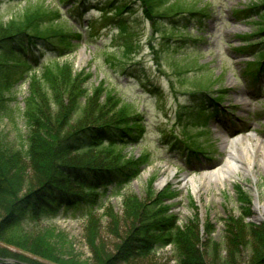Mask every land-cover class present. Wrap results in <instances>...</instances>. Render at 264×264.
Here are the masks:
<instances>
[{
    "label": "rangeland",
    "instance_id": "obj_1",
    "mask_svg": "<svg viewBox=\"0 0 264 264\" xmlns=\"http://www.w3.org/2000/svg\"><path fill=\"white\" fill-rule=\"evenodd\" d=\"M106 1L86 0L79 16L72 11L75 0H0L2 22L18 19L26 8L42 5L47 9H58L66 16V20L62 19L66 30L81 33L82 39L74 40L73 50L59 57L43 49L36 66L37 73H41L44 65L55 61L61 64L68 62L74 73L85 75L83 87L88 93L101 83L107 91L122 102L131 104L142 115L145 123L142 139L124 150L127 155L147 151L151 161L118 193L108 187L101 199L102 206H93L97 243L103 246L101 252L104 255L114 253L129 228L130 221L124 216L125 196L134 195L146 200L150 189L157 192L170 186L176 194L166 203L176 215L177 224L189 221L197 224L200 248L206 262L230 264L233 253L230 255L229 220L246 214L248 222L264 221V70L257 80L248 70L255 68L258 58L257 48L251 49L248 45L261 41L263 36L253 34L257 28L254 22L258 19L256 15L245 17L243 12L236 13V9L263 1L179 0L195 9L207 3L208 16L203 18L201 25L197 20H191L186 29L170 32L172 23L164 17L155 18L159 30H154L143 12L141 0H117L130 5V9L119 16L125 19L127 34L120 33L115 22L104 24L101 9L107 6ZM112 13L114 11L110 16ZM245 34L252 35L248 39L239 36ZM164 36H169V40ZM179 38H185L187 42L182 43ZM127 42L132 43V49L126 54ZM118 56L123 58V66L128 64L126 73L122 72ZM177 63L204 66L199 70L191 68L186 74L179 75ZM153 86L158 87L157 92ZM199 86L205 87L210 97L221 94L224 98L218 102H206L201 110L185 93ZM28 92L29 82L22 79L3 93L4 97L14 95L10 105L15 110L13 120L0 117V132L6 142L17 148L26 138L22 111L23 99ZM104 98L103 93L100 99L103 101ZM210 110L218 111L208 114ZM205 120L206 128H202ZM251 134L255 136L249 137V143L243 138L232 143L236 152L230 156L236 165H251L249 173L237 168L236 177L222 183L216 180L207 183L200 179L201 183L196 181L199 190H193L188 178L201 176L221 165L230 152L226 141ZM188 136L204 147L203 153L190 152L185 148L186 144H193ZM163 177L166 180L159 185ZM239 189L246 195L240 194ZM257 197L262 206L260 216L255 210ZM246 207L249 212L244 214ZM87 209V206L60 207L53 214H42L38 219L27 218L22 222L26 230L53 228L54 232L66 236L65 247L56 245L60 263L13 246L8 248L18 256H27L40 264H64L66 259L73 260L75 264H98L96 254L87 242ZM116 221L117 225H114ZM237 240L240 245L236 259L239 264H247L249 245H243L242 239ZM174 250L172 245L157 247L147 258H136L130 264H179ZM0 264L20 262L9 257L0 258Z\"/></svg>",
    "mask_w": 264,
    "mask_h": 264
},
{
    "label": "trees",
    "instance_id": "obj_2",
    "mask_svg": "<svg viewBox=\"0 0 264 264\" xmlns=\"http://www.w3.org/2000/svg\"><path fill=\"white\" fill-rule=\"evenodd\" d=\"M85 1L75 0L72 11L80 16ZM262 1L236 9V13L243 12L245 17H258L254 21L257 28L253 34L262 35L263 39L248 45V48L256 47L258 51L255 68L248 69L255 80L264 70ZM141 2L143 12L154 30H159L155 22L158 17L167 18L172 23L171 32L186 29L191 20H197L201 25L203 18L208 16L207 3L195 9L179 0ZM106 4L101 9L104 24L115 22L119 32L127 34L125 19L119 16L130 9L129 3L107 0ZM112 11L114 13L110 16ZM62 19L66 20V16L58 9L37 5L26 8L18 19L11 18L6 23L0 21V117L14 118L15 109L10 105L14 95L4 97V91L22 79L29 82L22 111L26 138L17 148L6 142L0 132V258L12 257L20 264H40L27 256H18L8 248L13 246L60 263L56 245L63 244L65 247L66 236L54 232L53 228L26 230L22 222L27 218L38 219L42 214H53L60 207L87 206V242L93 248L98 264H130L136 258H147L157 247L166 245H172L175 249L179 264H208L200 248L202 244L197 224L193 221L177 224L176 215L166 203L176 194L170 186L157 192L150 189L146 200L134 195L125 196L124 216L130 221L129 228L116 245L114 253L104 255L101 252L103 246L97 243V221L92 208L102 206L101 199L108 187L118 193L149 165V152L127 155L124 150L126 146L140 142L145 123L139 111L107 91L101 83L88 93L83 87L85 75L81 76L82 72L74 73L68 62L61 64L55 61L51 65H44L40 74L35 71L43 49L59 57L73 50L75 39H82L80 32L66 30ZM251 35L239 36L248 39ZM163 38L169 40V36ZM179 40L182 43L186 41L185 38ZM124 49V53H129L132 43L127 42ZM118 57V62L123 66V58ZM191 64L177 63L176 72L183 75L191 68L199 70L204 66ZM127 66L122 67V72L126 73ZM153 90L157 92L158 87L153 86ZM103 93L105 98L102 101L100 96ZM185 93L201 110L206 102H218L224 98L221 94L210 97L203 86ZM217 111L210 110L208 114H216ZM202 128H206V120ZM188 137L193 144H186L185 148L190 152L203 153L204 147L197 145L193 137ZM239 193L246 195L240 189ZM245 210L244 214L249 212L247 207ZM245 217L241 214L229 220L230 255L233 253L230 264H239L235 256L240 245L238 238L242 239L243 245H249L247 264H264V221L248 222ZM114 225H117V221ZM63 261L64 264H75L73 260Z\"/></svg>",
    "mask_w": 264,
    "mask_h": 264
},
{
    "label": "bare ground",
    "instance_id": "obj_3",
    "mask_svg": "<svg viewBox=\"0 0 264 264\" xmlns=\"http://www.w3.org/2000/svg\"><path fill=\"white\" fill-rule=\"evenodd\" d=\"M250 136H255V134L243 135V136H240V138H235L236 140L232 139L230 142L226 141V145L230 148V152H228V157L225 159V161L221 165H219V166H217V167H215L209 171L202 173L201 176L188 178V180L192 184L193 190L196 192L199 190V184L197 182L201 183L200 179L205 180L207 183L210 180H216V181L222 183L224 181H230L231 178H235L236 177L235 170L237 168H241L245 172L249 173L251 165H244V166L236 165L235 163H233L230 160V156H231L232 152H236V150L232 147V143H234L237 140H240L241 138L247 140L249 143V137ZM196 179H198V180H196ZM165 180H166L165 177L161 178L159 180L158 184L161 185ZM261 207L262 206H261L259 199L257 197L256 203H255V210H257V213H258L257 216H260V208Z\"/></svg>",
    "mask_w": 264,
    "mask_h": 264
},
{
    "label": "water",
    "instance_id": "obj_4",
    "mask_svg": "<svg viewBox=\"0 0 264 264\" xmlns=\"http://www.w3.org/2000/svg\"><path fill=\"white\" fill-rule=\"evenodd\" d=\"M259 219V218H258Z\"/></svg>",
    "mask_w": 264,
    "mask_h": 264
}]
</instances>
